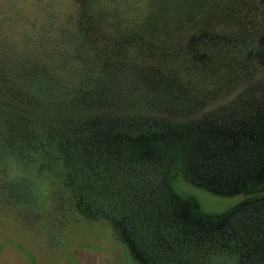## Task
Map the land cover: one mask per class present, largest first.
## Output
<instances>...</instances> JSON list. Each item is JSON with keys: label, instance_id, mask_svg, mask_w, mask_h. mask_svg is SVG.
Masks as SVG:
<instances>
[{"label": "rangeland", "instance_id": "1", "mask_svg": "<svg viewBox=\"0 0 264 264\" xmlns=\"http://www.w3.org/2000/svg\"><path fill=\"white\" fill-rule=\"evenodd\" d=\"M7 11L0 74L13 82L0 80V93L21 96L39 73L72 97L83 190L97 177L106 193L88 199L52 148L0 159V264H264V0H15ZM146 133H161L145 136L147 157L167 142L191 172L195 198L167 213L161 186L131 180L143 168L122 141ZM247 201L258 204L230 215ZM167 214L181 233L166 231ZM115 219L146 225L153 242Z\"/></svg>", "mask_w": 264, "mask_h": 264}, {"label": "trees", "instance_id": "2", "mask_svg": "<svg viewBox=\"0 0 264 264\" xmlns=\"http://www.w3.org/2000/svg\"><path fill=\"white\" fill-rule=\"evenodd\" d=\"M42 75L43 74L34 73L28 76L25 79V88L22 90V95L19 97H17L16 94H11L9 91L5 92V94L0 93V98L4 100V103L5 101L9 100V103L6 105L7 107L3 108L0 106V159L15 158L16 160H13L19 162V160H21L25 154H30V156L33 157L34 155H37L36 152L49 151V149L51 150L52 148L51 151L56 150L57 152H61L60 154L62 155V159L67 164V167L71 170L72 179L74 180V187H81L83 190V180L86 179L83 174L85 171V165L83 163V152L80 142L81 139H79V137H82V133H80L82 131H80L79 129L77 132V135L79 136H77L74 135L75 133L73 134L71 132V129L66 127L67 123H69L67 121L71 120L74 114H76L78 117V115L82 113L77 111V108L74 109V105L72 106L68 103L72 97H67V93L58 90L52 80H49ZM0 80H9L13 82V79L1 74ZM2 102L3 101H0V104L3 106L4 104H2ZM79 109L82 110V108ZM4 110H6L10 114H16L18 120L15 117H7V115H4ZM72 112L74 114H70ZM60 115L62 116V119H60ZM64 117L68 118V120L64 121ZM59 120H62L63 123L61 124ZM7 133L17 135L15 139L17 142L15 144L13 143L10 146L5 145L4 134L7 135ZM151 134L158 133L141 134L143 135L141 137H144V141L142 140V142L137 139L138 137L136 139H132L134 137L131 138V135L129 136V134V137L121 136L122 138L124 137L122 144L130 146L132 149H135V151L138 152V155L135 156L136 159L133 161V166L134 168L139 166H142L141 168H143L138 170L142 172L140 174L141 177H131V180L133 182H139L142 184V179L148 177L145 178V182H147V180L149 179L150 184H155V187L161 186L163 190L162 193L164 195H162V197L164 198L163 202L165 203V206H163L162 210L165 208L167 213L169 210V205L172 204L174 200L185 196L195 198L190 189H187L185 187L188 183H191L190 181H187L185 179H192L191 177H189V173L191 172L189 167L187 166L188 163L186 162V159L181 156L180 152L177 149H173L170 146L168 147L167 145H165V143L167 142L155 141V144H153L152 148V155H150L152 157H147L146 151L150 147L147 145V142L145 143V138L146 140L150 138L145 136ZM71 137H77L79 140V144H74ZM17 143H19V145H16ZM142 152H145V154L143 155ZM106 156L109 157L111 161H114L113 158L116 157L112 152L107 153ZM165 157L167 158V160H162ZM158 159L162 160V162H158ZM155 162H157L158 164H156ZM120 166L122 169H125V165ZM146 171H152V173L157 175V182L155 181V183H153L150 177L147 174H144L146 173ZM97 172V169L93 168V173L95 174ZM165 173H168L167 177H165ZM92 181L93 183H90V187H84L85 189L82 192L87 195L88 199L92 197L94 198V200H100L102 199V197L104 198L105 195H103L102 192H106L102 190V185H97V188H94V183L101 181H103L104 183L105 180L100 181L97 177H95V180ZM200 188L205 189V187ZM248 189L249 190L247 192H251V196H255L257 189L252 186L248 187ZM247 192H245L244 190L239 195H246L247 197ZM256 202L257 201H247L243 204L240 203L237 206H233L232 210H230L229 213L230 215L235 213L237 210L242 208V206H249V204L253 203L255 205L258 204ZM167 218L168 220L165 218L164 221V228L166 229V231L169 233L172 232L171 229H173L174 231L181 233L183 225L177 223V221H172V219L168 217V214ZM115 220L118 221L117 219ZM123 221L118 222H123L128 232L134 235L135 240L139 245H149L151 244V242H153L152 232L149 231V227L145 225L144 229H139L140 227L136 225L135 221L134 224L132 223V220ZM186 244H189L187 246H190L192 243ZM186 244L184 246H186ZM239 244L241 243L236 238L233 243H229V246L235 249ZM216 246L217 245H215V247ZM243 262L249 263L250 261L248 259H244ZM243 262H241L240 264H242Z\"/></svg>", "mask_w": 264, "mask_h": 264}, {"label": "clouds", "instance_id": "3", "mask_svg": "<svg viewBox=\"0 0 264 264\" xmlns=\"http://www.w3.org/2000/svg\"><path fill=\"white\" fill-rule=\"evenodd\" d=\"M15 6V0H0V20H2L5 16L13 15L7 11V9L13 8Z\"/></svg>", "mask_w": 264, "mask_h": 264}]
</instances>
